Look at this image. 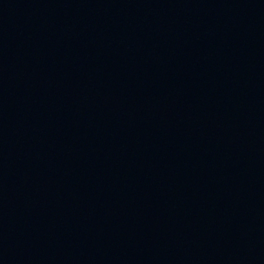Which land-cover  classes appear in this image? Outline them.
<instances>
[{
	"label": "water",
	"instance_id": "95a60500",
	"mask_svg": "<svg viewBox=\"0 0 264 264\" xmlns=\"http://www.w3.org/2000/svg\"><path fill=\"white\" fill-rule=\"evenodd\" d=\"M0 264H264V0H0Z\"/></svg>",
	"mask_w": 264,
	"mask_h": 264
}]
</instances>
